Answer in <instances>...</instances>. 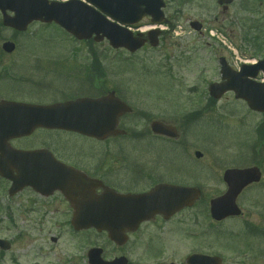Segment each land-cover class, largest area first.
I'll use <instances>...</instances> for the list:
<instances>
[{
  "label": "flooded vegetation",
  "instance_id": "1",
  "mask_svg": "<svg viewBox=\"0 0 264 264\" xmlns=\"http://www.w3.org/2000/svg\"><path fill=\"white\" fill-rule=\"evenodd\" d=\"M164 3L167 30L161 32L159 43L163 34L174 42L169 31L180 23L198 37L207 38L205 45L211 48L208 60L212 68H194L201 65L203 56L199 52L204 48L201 45L193 47L192 56L186 60L188 67L195 65L186 74L191 81L187 87L205 89L206 94L202 92L196 100L185 101L183 110L178 109L174 114L160 104H152L148 114L145 111L134 113V109L130 113L116 112L114 121L104 125L100 136L62 128L56 126V122L87 120L89 106L74 100L98 98L109 90L123 100L111 103L123 102L131 106L130 101H124L120 76L125 50L76 49L73 46L76 39L53 22L33 20L25 30H19L4 26L0 18V167L7 169L11 177L20 175L22 181L28 183L11 196L8 194L11 180L0 177L7 200L21 197V211L27 215L40 216L49 224H54L53 220L58 223L60 218L68 219L70 225L75 214L73 204L59 188H53L50 183L42 185L45 179L42 176L56 174L50 172L55 166L66 167L72 172L73 177L69 179L72 183H80L85 178L92 181L91 187L75 190L77 198L85 201L104 196L105 213L115 218L112 227L117 233L116 240L112 241L107 231H102L100 235L104 241L99 245L91 242L89 233L92 229L75 231L70 225L71 237L79 236V239L71 243L66 264H89L91 247H99L103 260H117V264H187L191 254L219 257L222 264L218 229L221 223L238 219L246 228L252 227L254 234L261 231L258 223L249 220V211L239 200L249 192L246 202L254 207L260 205L264 156L260 157L259 163L238 166L237 162L222 170L216 168L219 163L206 166L195 158L194 153L203 146L199 132L205 119V108L213 110L227 93L233 95L229 91L214 100L207 94L211 84L222 81L221 61L233 70L238 69L240 65L233 63V57H243L244 47L253 52L250 57L256 60L264 56V0H230L228 4H219V0H164ZM150 23L151 17L145 16L133 26L135 33L143 32V27ZM49 27L62 33H52L62 46L51 47L54 40L45 34ZM211 29L221 33L223 43L213 37L215 32L210 35ZM255 29L260 35L256 34L258 31L253 32ZM6 42L11 45L4 47ZM171 47H175V43ZM147 48L150 46L145 43L132 55ZM113 53L117 56L112 57L110 54ZM115 57L117 59L113 60ZM204 72L207 75L204 76ZM263 78L264 74L258 73L247 83L262 82ZM234 100L244 105V112L256 117L253 124L245 119L241 122L236 130L241 129L235 137L237 145L243 134L240 145L258 155L264 154V113L250 109L241 99ZM216 115L217 119L212 116V120L220 123L221 116ZM154 122L162 124L174 136L153 132L151 125ZM191 144L197 148L191 150L194 161L187 163ZM172 157L175 160L172 161ZM228 168H254L250 172L258 177H253L236 196L239 214L216 220L210 215L209 202L227 191L224 172ZM45 169L48 172H44ZM205 170L215 174L213 179L221 186L211 196L201 184ZM163 185L196 186L200 195L192 205L172 213L159 210L167 205L160 201L166 194L156 193L150 197L151 201L135 199V196L145 195ZM150 208L145 220L138 222L135 219L143 213L142 209L149 211ZM54 238V241L50 238L51 242L57 244L58 237ZM249 251L235 250V253L248 258L252 256V261L243 264H260V251ZM42 256L46 258L45 254Z\"/></svg>",
  "mask_w": 264,
  "mask_h": 264
},
{
  "label": "rangeland",
  "instance_id": "2",
  "mask_svg": "<svg viewBox=\"0 0 264 264\" xmlns=\"http://www.w3.org/2000/svg\"><path fill=\"white\" fill-rule=\"evenodd\" d=\"M217 11L218 9H216ZM163 26L164 30H166V26ZM256 31L258 29L253 32ZM169 32L172 34L174 42L169 41L170 38L167 37V34H163L156 48L141 50L135 56L127 53L122 54L124 64L120 69V76L122 78L123 96L125 101H130V104L133 101L134 113L145 111L148 114L149 112L147 111L152 104H160L161 107L165 106L166 109H169V112L174 114L178 109L183 110L185 101L188 103L196 100L198 94L202 92L204 95L206 94L205 89L196 90L187 87L191 81L190 76H186V74L195 65L191 64L188 67L189 63L186 60L192 56V48L201 45L204 47L203 52H199L203 56L201 65L194 68L196 70L212 68L208 60L211 48H207L205 45L207 38L198 37L182 23L174 26L173 31L170 30ZM214 32L216 31L214 30ZM52 33L62 34L54 27L48 28V32H45V34L51 36L52 40H54L51 47L62 46V43ZM256 34L260 35L259 31ZM77 43L75 42L73 45L76 49H85L91 46L92 49L111 50L105 41L99 44L93 43L89 46L83 43L75 47L78 45ZM173 43H175V47H171ZM262 44L264 47V38ZM244 48L245 55L243 57L240 55L233 57L234 64L239 63L240 60L253 58L250 57L253 52L248 51L247 47ZM110 55L112 57L117 56L116 53ZM116 59L117 57L113 58V60ZM203 75L207 74L204 72ZM233 101H235L233 95L227 93L224 98L215 104L213 110L211 107L208 110L205 108V119L199 132V136L203 140V146L197 148V146L191 144L187 154V161L185 162L194 161L193 153L191 152L194 148L202 152V158L199 161L206 164V166L219 163L216 168L222 170L230 167L232 163L239 162L238 166H242L260 162V157L264 156V154L258 155L256 151H251L249 147L246 149L243 145H240L243 134L238 138V145L236 142L237 138L235 139L241 132V129L236 131L242 125L241 122L245 119L253 124L256 117L247 111L244 112V105ZM216 114L221 116L220 123L212 120V116L217 119ZM233 133H235V136H233ZM189 139L193 141L192 137H189ZM233 142L236 144H233ZM173 160L175 159L172 157ZM209 173L211 174H208V170H205L204 182L202 181L201 184L203 189L211 196L221 186L217 185L216 180L213 179L216 175H212L211 171ZM206 178L209 179L206 180ZM249 194L251 193H244L239 202L245 204L249 211L247 217L252 222L258 223L261 231L253 234L254 230L247 229L246 225H243L238 219L221 223L218 229L221 233L219 242L220 256L223 259L222 264H243L252 261L250 259L252 256L248 258L242 253L237 255L234 248H231L235 245L237 247L235 249L245 251L240 241V237L244 235L252 239L253 249L249 252L260 251L262 254L260 264H264V235L262 234L264 233V187L261 189V203L258 207L246 202ZM21 208L22 198L17 197L13 200H7L6 188L0 182V238L8 240L11 244L8 251L0 250V264H66L70 245L73 241L78 240L79 236H76V238L71 237V229L69 230V227L62 225L65 219H58V223L53 220L54 224H49L42 220L40 216L27 215L21 211ZM235 233H239V236L233 238L232 236ZM58 234H60L59 242L57 244L51 243L50 237L58 236ZM230 237L231 239H229ZM90 238L92 242H102V238L93 233ZM238 242H241L239 246L236 245ZM51 247L53 248L52 250ZM43 254L46 255V258H43Z\"/></svg>",
  "mask_w": 264,
  "mask_h": 264
},
{
  "label": "water",
  "instance_id": "3",
  "mask_svg": "<svg viewBox=\"0 0 264 264\" xmlns=\"http://www.w3.org/2000/svg\"><path fill=\"white\" fill-rule=\"evenodd\" d=\"M85 1L98 10L78 0H72L64 4L48 3L45 0H0V10L2 12L4 25L8 24L16 27H24L27 21L31 19H43L46 21L54 20L78 38H88L92 34H96L97 36L95 37V40H101L106 37L109 40L110 45L113 47L125 46L131 51L140 47L143 44V41H141L140 38L133 37L127 28L118 23L130 25L139 20L144 14H151L154 16L153 21L156 23L160 22L162 19V13L160 11V7L162 6L161 0ZM141 4L145 5L143 9L139 8ZM7 8L14 10V16L10 17L7 15ZM105 15L110 17L112 21L106 18ZM150 33L152 35L151 37L156 39L159 31L152 30ZM154 43L155 41L153 44ZM4 46H7V44ZM251 67H254L255 69L264 68V60ZM243 75L244 74L240 73L238 77H233V80L240 83L242 82L240 77ZM225 90V86L217 87L214 85L211 87L210 92L213 96L218 97ZM234 90L236 97H241L247 100L252 108L264 110V85L256 87L249 85L242 88H235ZM99 100L118 101L113 96V93H110L108 96ZM124 109H127L126 106H124ZM108 113L109 112L105 110V112H102V115L106 118V114ZM87 124L88 128L86 130L88 131L85 132L93 133L98 129H93V121H88ZM197 155L199 156L198 153ZM250 171L254 170L226 171L224 176L225 180L233 178L229 183L232 189L226 194V196L213 200L211 212L215 218L220 219L227 215L238 213L234 204L236 194L243 186L252 181L253 177H258V175L255 176ZM0 175L7 178V170L0 168ZM59 182L61 181L59 180ZM61 183H56V186L63 187L64 184ZM21 186L22 182L20 179L13 180L10 191L15 192ZM67 192L70 193L69 191ZM196 194L197 190L191 188L172 189L170 195L171 198H167L168 202L171 204L168 207V211L171 212L183 204H186L191 195L195 196ZM69 199L78 207L79 202H77L74 197L69 195ZM77 210L76 217L72 220L76 229L92 226L100 231L107 226L106 224L110 219V216L104 214L101 200H92L82 203ZM147 210L148 209H143V213L139 215L137 220L145 218L148 212ZM109 233L112 238L115 237L114 232L110 231ZM0 247L3 249L7 248V243L5 241H0ZM97 255L98 252L93 250L91 253V259L95 263L99 258ZM192 260H198L197 256H191L189 261Z\"/></svg>",
  "mask_w": 264,
  "mask_h": 264
}]
</instances>
